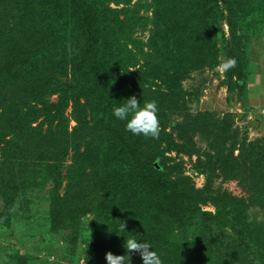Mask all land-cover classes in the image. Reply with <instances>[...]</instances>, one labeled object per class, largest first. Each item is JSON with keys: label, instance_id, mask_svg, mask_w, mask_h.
<instances>
[{"label": "trees", "instance_id": "trees-1", "mask_svg": "<svg viewBox=\"0 0 264 264\" xmlns=\"http://www.w3.org/2000/svg\"><path fill=\"white\" fill-rule=\"evenodd\" d=\"M110 1L113 0H0V117L7 118L10 112L17 113V119L20 117L10 141L0 134L2 165L16 161L21 149L27 147L51 154L50 161L54 160L55 165L43 169L33 166L36 173L32 179L52 172L60 184L65 183L63 194L57 191L52 204V211L62 224L83 213L93 214L90 264H98L108 252L120 255V247L131 237L148 242L164 240L174 227L181 225L182 218L189 216L190 208L207 200L203 198L205 192L194 190L179 165L167 157L169 151L184 150L167 133L166 118L177 110L181 76L188 74L189 68L181 67L177 73L178 58L173 55L168 60L171 69L155 67L158 48L150 49L152 52L147 55L142 51L126 52L123 47L117 50V38L118 42L132 44L135 30L145 24L142 18L131 21L135 19V7L129 8L130 20H125V16L121 20L117 14L107 16L113 12L107 6ZM152 1L156 12V0ZM218 2L226 4L217 0L212 6ZM210 11L211 6L191 23L185 48L188 64L196 61L200 67L215 65L218 50L211 26L207 25ZM154 22L156 25V18ZM154 24L152 37L156 33ZM117 27L120 30L115 36ZM138 58L144 59L145 64L129 71ZM154 81L160 83L159 88L150 86ZM56 93L58 102L52 104L49 98ZM131 96H136L141 104L157 102V138L126 132L125 122L112 115V109ZM69 103L76 127L70 132L50 130L36 136L31 124L41 117L49 125L61 123ZM99 112H104V116L96 119ZM186 128L177 123L173 129L186 139L182 133ZM247 147L237 158H223L222 175L235 174L241 185L247 183L264 195V144L254 142ZM70 152L71 164L64 167L62 175ZM20 164L28 167L26 161ZM224 201L219 206L230 208ZM241 217L231 215L225 224L238 238L247 239L245 225L240 221H246V216ZM123 223L125 231L121 228ZM253 251L244 255L256 261ZM138 255L131 264H142ZM235 255L240 258L238 253ZM194 257V253L189 256Z\"/></svg>", "mask_w": 264, "mask_h": 264}, {"label": "rangeland", "instance_id": "rangeland-1", "mask_svg": "<svg viewBox=\"0 0 264 264\" xmlns=\"http://www.w3.org/2000/svg\"><path fill=\"white\" fill-rule=\"evenodd\" d=\"M215 1L156 0V12L152 0L107 3L113 10L107 16L117 14L121 20L124 16L125 20H130L129 8L135 7V19L131 21L142 18L145 24L135 30L134 43L118 42L117 38L114 46L117 50L123 47L126 52L142 51L147 55L152 52L150 49L158 48L155 67L163 71L171 69L168 60L173 55L178 58L177 73L181 67L189 68V73L181 76L177 110L166 118L167 133L173 142L184 146V150L169 151L167 157L171 163L179 165L194 190L205 192L203 198L207 200L190 208L189 216L182 218L181 225L174 227L164 240L150 241L163 264H264V195L247 183L241 185L235 174L222 175L220 164L223 158H237L251 143L264 144V0H224L226 4L218 2L213 7ZM209 6L212 11L208 12L207 25L211 26L218 50L215 65L200 67L196 61L188 64L185 48L191 23L207 12ZM110 29H107L108 34ZM119 30L115 28V36ZM227 58H234L236 65L225 73L217 66ZM137 62L129 71H136L145 64L141 58ZM150 86L159 88L160 83L154 81ZM49 101L57 103L58 94L51 95ZM7 115V118L0 117V134L10 141L20 117L17 119L14 112ZM103 116L104 112H99L96 119ZM63 117L61 123L55 121L52 125L41 117L30 127L36 136L50 130L72 131L77 124L71 103L65 107ZM177 123L187 127L182 130L186 139L174 131ZM206 128L210 130H204ZM210 133L213 135L208 137ZM219 137L221 139L216 140ZM32 148L21 149L16 161H6L3 165L0 153V264H90L94 216L83 213L62 224L53 213L52 204L57 191L63 194L65 183L60 184L52 172L47 177L32 179L36 173L33 166L43 169L55 165L54 160L50 161L51 154ZM72 155L70 152L66 158L62 175L64 167L71 164ZM21 161L28 162V167H23ZM223 201L231 205L230 208L222 209L219 205ZM231 215L246 216V221H240L245 225L247 239L238 238L228 223L225 224V219ZM134 219L139 218L134 216ZM248 251L256 254V261L244 255ZM192 253L195 257L190 259ZM235 253L240 258H236ZM119 254H125L124 247H120ZM130 255L131 261L137 257L136 252ZM98 264H107L105 256Z\"/></svg>", "mask_w": 264, "mask_h": 264}, {"label": "clouds", "instance_id": "clouds-1", "mask_svg": "<svg viewBox=\"0 0 264 264\" xmlns=\"http://www.w3.org/2000/svg\"><path fill=\"white\" fill-rule=\"evenodd\" d=\"M236 60L227 58L217 67L222 72H228L234 68ZM112 109V115L119 121H123L126 132L134 136L157 138L160 131L159 106L155 100L138 102L136 96H131ZM125 231L124 223L121 225ZM125 254L114 255L111 252L105 254L107 264H131L130 253L136 252L142 259V264H163L161 255L154 250L153 245L146 240H138L135 237L125 239Z\"/></svg>", "mask_w": 264, "mask_h": 264}]
</instances>
